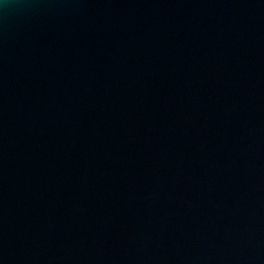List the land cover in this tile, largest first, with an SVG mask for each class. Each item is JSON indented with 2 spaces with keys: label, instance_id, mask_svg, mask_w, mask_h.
Segmentation results:
<instances>
[{
  "label": "water",
  "instance_id": "water-1",
  "mask_svg": "<svg viewBox=\"0 0 264 264\" xmlns=\"http://www.w3.org/2000/svg\"><path fill=\"white\" fill-rule=\"evenodd\" d=\"M0 264H264V0H2Z\"/></svg>",
  "mask_w": 264,
  "mask_h": 264
},
{
  "label": "clouds",
  "instance_id": "clouds-1",
  "mask_svg": "<svg viewBox=\"0 0 264 264\" xmlns=\"http://www.w3.org/2000/svg\"><path fill=\"white\" fill-rule=\"evenodd\" d=\"M0 3H2V0H0Z\"/></svg>",
  "mask_w": 264,
  "mask_h": 264
}]
</instances>
